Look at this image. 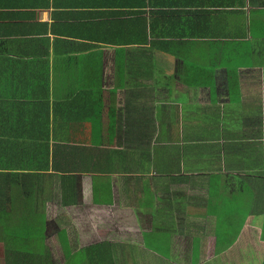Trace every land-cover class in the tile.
Masks as SVG:
<instances>
[{
	"label": "crops",
	"instance_id": "obj_1",
	"mask_svg": "<svg viewBox=\"0 0 264 264\" xmlns=\"http://www.w3.org/2000/svg\"><path fill=\"white\" fill-rule=\"evenodd\" d=\"M35 61L47 70H21ZM1 62L15 64L0 80L17 94L47 77L50 103L79 100L49 125L87 144L72 151L70 204L58 181L36 198L20 185L18 200L1 184L0 264H222L243 231L264 244V0H0ZM4 221L44 223L43 242ZM218 231L236 238L220 255Z\"/></svg>",
	"mask_w": 264,
	"mask_h": 264
},
{
	"label": "trees",
	"instance_id": "obj_2",
	"mask_svg": "<svg viewBox=\"0 0 264 264\" xmlns=\"http://www.w3.org/2000/svg\"><path fill=\"white\" fill-rule=\"evenodd\" d=\"M193 30L185 32L186 35L192 34ZM174 37H182L183 32H176ZM9 66V67H8ZM41 67L45 68L44 63L37 61L30 62L22 66V69L33 70ZM195 70L202 69L200 66H189ZM9 69H15V64H8L5 62L0 63V71H7ZM238 66H229L228 70V86L229 93L232 100H236L239 97L240 83ZM208 78L212 79V71ZM7 80H0V216L10 219L7 215L11 214L6 210V189L2 188L1 184L6 187L7 185L14 188L20 187V185L31 186V196L36 198L37 193L43 192L45 195L46 188L53 187L56 181L59 182L61 187V201L63 204H70L72 202L71 185L75 184L77 180L78 168L73 166L72 151L75 148V143L83 144V148H86L87 137H62L63 135H69L72 132L71 125H49L50 121H54L57 117H60L62 113L69 114L76 113L73 108L76 100L74 96H67V99L63 102H67L69 105H65L63 102L52 104L50 102H56L51 100L49 89L50 80L47 77L41 79H32L30 84L33 86L32 93L30 94H17L15 91L17 86L7 87ZM210 83L211 90H214V84ZM192 84H199L197 82ZM7 87V88H6ZM36 87V89H35ZM37 88H41L44 92L38 91ZM69 97V98H68ZM15 103V107L7 108L8 104ZM26 105V110L23 111L22 105ZM27 106L30 109H27ZM28 113L30 117L28 119ZM23 116H26L27 124H20ZM8 119V120H7ZM37 119L40 123H38ZM25 121V123L27 122ZM42 136V137H40ZM74 142V143H73ZM79 146H76L78 148ZM40 186V187H39ZM17 190H11L15 193V200H18L23 192L21 188ZM41 189V190H40ZM13 204V202H9ZM4 231H7V227L11 226V231L19 233L23 231L29 234V241L32 244L36 242H43V236L39 232H43V225L35 221H17V222H2ZM243 226V223H239V229ZM219 230V229H217ZM39 233V235H35ZM18 237V235H16ZM41 237V238H39ZM264 240V235H263ZM19 238H16L18 240ZM58 239L61 242L64 255L69 258L71 253L69 251V240L65 231H60ZM236 238H227L222 236L220 231L217 232L216 237V255H220L227 251L235 242ZM88 251V249L86 250ZM194 258H199L197 254L192 255ZM16 263H30L35 264L38 260V255L31 254H15L13 256ZM27 259L30 260L27 261Z\"/></svg>",
	"mask_w": 264,
	"mask_h": 264
},
{
	"label": "rangeland",
	"instance_id": "obj_3",
	"mask_svg": "<svg viewBox=\"0 0 264 264\" xmlns=\"http://www.w3.org/2000/svg\"><path fill=\"white\" fill-rule=\"evenodd\" d=\"M49 241H51L50 249H55L56 246H58L53 237H50ZM221 263L264 264V244H262L261 239L250 237L247 231H243L240 235L237 248H235L232 253L223 256L221 258Z\"/></svg>",
	"mask_w": 264,
	"mask_h": 264
}]
</instances>
